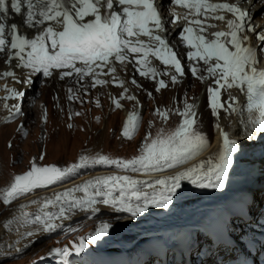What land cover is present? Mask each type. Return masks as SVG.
<instances>
[{"label":"snow or ice","instance_id":"1","mask_svg":"<svg viewBox=\"0 0 264 264\" xmlns=\"http://www.w3.org/2000/svg\"><path fill=\"white\" fill-rule=\"evenodd\" d=\"M170 3L187 10L183 17L187 26L183 27L179 36L189 49L187 59L202 62L203 65L202 68L192 65L189 71L201 81H214L215 87L207 89L212 115L219 119L221 111L238 115L246 112L245 127L252 129L247 133V138H254V132L264 134V69L258 67V50L250 46L248 35H255L261 45L260 51H264V31L257 33L250 23L249 12L237 4L212 3L210 0H170ZM10 13L21 17L22 23L9 24ZM221 13H229L233 19L225 21ZM172 15V23L176 24L180 17L175 12ZM190 16L193 18L189 19ZM209 19L226 22L228 30L213 32L209 38L207 28L215 27L206 23ZM25 26L26 30L33 31L31 37L21 33L20 28ZM165 31L155 0H0V54L6 56L5 65L9 69L0 74V79L7 81L11 78L15 83L30 84L31 78L37 74H43L46 78L58 74L60 80L73 78L80 84L88 78L91 88L108 84L122 88L120 99H124L128 88L116 75L117 64L124 68L132 64L141 77L170 75L174 84L178 83L177 75H186L177 53L161 35ZM150 57L160 61L166 71L159 73L151 67ZM13 67L26 70L24 80H20L11 70ZM167 69L174 70L175 74ZM202 71L208 75H198ZM131 83L140 87L135 79ZM166 87L165 81L160 79L156 91ZM232 89L239 90L245 96L243 106L231 95ZM3 90L10 93L4 97L5 100H17L24 95L8 87L7 83ZM222 90L229 92L228 100L224 102ZM68 93L69 100L76 99L71 88ZM148 95L151 96V93ZM126 98L136 100L133 95ZM112 102L116 108H121L119 99L112 97ZM4 107L13 116L21 111L18 104L11 107L5 104ZM156 114L168 120L167 111L157 109ZM179 114L183 117L179 126L169 133L160 129L155 138L149 133L141 154L136 158L124 160L110 159L104 155H81L79 163L64 168L38 166L32 162L30 170L14 177L11 185L0 195V200L4 205H10L37 189H46L69 179L82 168L97 165L144 175L177 169L210 146L208 138L196 128L194 105L185 101L184 110ZM139 122L138 113L130 114L122 131L123 137L131 140L139 129ZM215 127L223 142L218 153L207 161L155 181L136 180L129 175L97 177L56 193L52 198L34 200L32 204L39 205V214L31 218L29 213L22 211V217L24 225L34 227L35 231L29 228L21 235L31 238L40 231L52 233L60 227L56 221L68 219L77 210L95 215L101 210L98 205L127 213L133 219L150 207L167 208L172 204L182 181H188L200 189L223 190L239 148L219 124ZM40 159H44L43 155ZM76 193L83 195L78 197ZM51 208L58 210L50 211ZM11 223L9 221L4 227H9ZM109 229L110 224H101L88 240L95 242L106 236ZM87 247L83 238L72 245L76 254L84 252ZM50 255L66 258L71 252L68 247L56 248Z\"/></svg>","mask_w":264,"mask_h":264},{"label":"rangeland","instance_id":"2","mask_svg":"<svg viewBox=\"0 0 264 264\" xmlns=\"http://www.w3.org/2000/svg\"><path fill=\"white\" fill-rule=\"evenodd\" d=\"M145 80L149 79L145 78ZM146 81L141 80L140 83H137L140 85L139 88L133 86V89H131L127 87L128 92L125 94L124 99H120L123 89L117 87L114 89L109 85H106L108 88H91L87 85V88L83 87L81 92L75 94L76 99L73 100H69L68 96L63 93L54 95V89L59 87L56 84L41 88L37 101L34 102L36 103L35 106L33 103L32 106L28 107V102H26L25 107L27 106L26 108L30 110L27 111V114L25 112L18 115L11 124L0 125V195L11 185L16 175L24 174L30 170L32 162H35L38 166L64 168L79 163L81 155L89 157L104 155L110 159L130 160L141 154L140 150L145 137L149 133L152 138H155L160 129H164L165 133L175 130L182 122L183 117L179 113L184 110L185 101L187 102L184 98L187 95L184 93L183 85L173 90L162 91L161 89L156 91L158 86ZM85 88L87 94H85ZM107 89H109V92ZM37 90H39L38 86L35 87L33 92L35 93ZM131 91L133 93L137 91L140 104L143 105L144 109L142 116L141 113L139 114V117L141 116L139 129L134 137L129 140L123 137L122 131L128 115L131 114L136 105L135 100L130 101L126 98L127 95H132ZM149 93H151V96L148 95ZM112 97L120 100L121 108L115 107ZM41 102H44L48 109L47 121L42 120L40 117L39 104ZM97 102L99 106H97ZM157 109L168 112L167 121L156 114ZM201 112L200 122L203 123V127L206 128L207 126L210 130L211 126L207 112L203 109ZM76 113H79V115H76ZM25 132L27 133L26 136L24 135ZM42 155L43 160L40 159ZM171 170L174 169H168L160 173L163 174ZM109 175H129L136 180H141L144 176H147L141 173L122 172L114 167L97 165L82 168L69 179L46 189H37L34 193L19 198L10 205H4L0 200V224L6 225L9 221H12L9 227L4 228L3 242H0L4 245L8 243L12 235L16 234L14 226L19 227V223L14 221V217H16L14 215L27 200L39 197L43 201L45 198L54 197L56 193L72 189L94 178ZM157 175H149L144 180H151ZM157 179H160V177ZM76 195L79 197L83 193H76ZM37 206L39 207L35 204V207ZM104 207L108 208L107 206ZM101 211L95 215L84 212L76 219L68 218L56 221L60 225L56 231L36 233L38 235L45 234L44 238L38 243L34 242L29 249L21 251L18 255H11L9 258L0 260V264H85L88 263L86 259L81 261L71 257L76 254L72 245L78 243L82 238L88 244L87 248L92 251L122 248L119 244H123L124 240L120 230L123 232H128V230L121 228L122 226L119 225L125 222L127 216H112L101 213ZM149 212L147 210L145 214L147 215ZM75 213L80 214V211L77 210ZM35 214H39V210L30 214L31 218H34ZM154 222L155 226H158L157 222L159 221H151L150 224L153 225ZM103 223L110 224L108 234L95 242L88 240V237L93 235ZM21 226L22 230L27 231L31 227L35 231L34 227L24 225V220L21 221ZM65 247H68L71 252L68 257L62 258L50 255L53 249ZM42 257L43 259H41Z\"/></svg>","mask_w":264,"mask_h":264},{"label":"bare ground","instance_id":"3","mask_svg":"<svg viewBox=\"0 0 264 264\" xmlns=\"http://www.w3.org/2000/svg\"><path fill=\"white\" fill-rule=\"evenodd\" d=\"M244 1H245L244 4L247 6V8L249 10H251V12L254 16V23L256 25H258L257 29L260 30L264 26V0H244ZM2 70L4 72V71L9 70V69L6 67V65H3L2 61H0V71H2ZM127 71H128V66L126 68H124V67H121L120 69L118 68L116 75L119 77L120 80H122V79L124 81L128 80L127 73H126ZM17 76L20 78V80H24L26 77V75H24V74L21 75L20 73H18ZM104 78L109 79V77H104ZM5 83H7L8 87L15 88L20 92H22L26 87H25V84H23V83H15L14 81L11 80V78H9L7 81L0 79V103H2V105L8 104L9 107H11V105H13V104H18V99L17 100L9 99L7 101L4 99V97L8 95V93L3 90ZM125 83H127V82H125ZM108 85L111 86V88H114V89L116 88V86H113L112 84H108ZM133 86L134 85L131 84V87H133ZM136 94H137V92H136ZM4 110L6 112L10 113L7 109H5V107H4ZM230 115L231 116L223 117L221 122H220L221 119L219 118V121L217 122V124H219L220 127L224 131L229 132L231 138H233L235 140L237 138V136H239L241 134V128H242V124H243L241 121H243L244 116L238 115L236 113H231ZM203 119H204V117H203ZM196 125H197L196 128L202 134H204L209 140L210 146L207 148V150L204 151L201 155H199L196 158H194L193 160H191L189 163L185 164L183 166V168H181L180 170H177V171H174V172H171L168 174L157 175L148 181H155V180H157L156 178H159V177H160V179H162V178H165L167 176L174 175L178 171H183L186 168H190L194 165L200 164L201 162L207 161L210 157H213L214 154L218 153V151L220 150V148L222 146V137L220 135L219 130H217L215 127L214 128V136H213L212 131L209 130V128L207 126H206V128H205V126L203 127V123L200 122ZM192 186H194V185H192L188 181H185V182L182 181L180 190L178 189L177 195H175L176 197L175 196L173 197L172 204H170L167 208L150 207L149 209L155 210L157 212L158 216H161L162 214L166 213V214L174 216V217L175 216L180 217L184 213H186V211H185L186 208L190 209L191 212H196L199 207L204 205V199H207L214 192L216 193L219 191L217 189H200V188L196 187L199 190L197 192V194H190L188 191H189V189L191 191L193 190L191 188ZM67 187H70V186H67ZM193 188H195V186ZM53 193H55V192H53ZM35 198L27 200L24 203V205H22V207H20L21 209L19 211H17L16 214L14 215V216H16V217H14V221L19 223V227L14 226L16 234L12 235L9 241L6 239L8 241V243L2 245L3 243L0 242L1 243V245H0V260H4L7 257L9 258L11 255L20 254L21 251H25L26 249H29L30 246L34 242L38 243L41 239L44 238L45 234H43V233H41L39 235L35 234L31 238H27V237L21 235V234L26 232L25 230H22V226H21V221H23L22 211L27 212L29 214H32L34 211L38 212V210H39V207L38 206L35 207V204H32V201H34V200L41 201V198H39V197L36 199ZM25 205H27V207H24ZM98 206L102 210L101 213H104V214H109L112 216L126 215L127 217H126L125 222L123 224L121 223V225H119V226H122L121 228L127 229V227L132 226V225L137 226L138 224L141 225L142 223L146 224L145 223L146 222L145 216H143L141 220H138L136 218L133 219V218H130L129 214H121L120 212L112 211L109 208H106L104 206H100V205H98ZM50 210L51 211H57L56 208H51ZM82 213H84V212H80V214H77L74 212L73 214L69 215L70 216L69 218L70 219H73V218L76 219V218H78L79 215H82ZM141 216L142 215H139L137 218H139ZM64 220H66V219H64ZM112 220H113V218H112ZM4 228H5L4 225H2V223H1L0 224V241H2V239H3ZM16 229H17V232H16ZM31 229L33 230V228H31ZM10 251H12V252H10Z\"/></svg>","mask_w":264,"mask_h":264}]
</instances>
